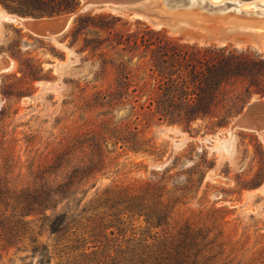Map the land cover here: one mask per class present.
Returning <instances> with one entry per match:
<instances>
[{"label":"rangeland","instance_id":"obj_1","mask_svg":"<svg viewBox=\"0 0 264 264\" xmlns=\"http://www.w3.org/2000/svg\"><path fill=\"white\" fill-rule=\"evenodd\" d=\"M81 1L0 0V170L15 177L34 157L67 148L72 166L103 159L84 202L107 187H137L165 173L176 206L162 231L132 218L112 239L104 232L109 247L94 249L85 243L104 210L60 236L29 217L13 242L2 233L0 264H102L113 249L136 250L185 224L206 238L199 264H264V132L229 133L250 103L264 101V0L88 5L54 38L34 36L6 17L68 15ZM157 33L225 50L221 84H207L190 123L185 103L164 114L157 109L156 47L141 43Z\"/></svg>","mask_w":264,"mask_h":264},{"label":"trees","instance_id":"obj_2","mask_svg":"<svg viewBox=\"0 0 264 264\" xmlns=\"http://www.w3.org/2000/svg\"><path fill=\"white\" fill-rule=\"evenodd\" d=\"M57 12L60 10H51L49 15ZM141 43L147 48L156 47L151 61L160 79L158 111L164 114L173 103H185V114H192L185 122L194 121L202 110L204 88L209 82L217 87L221 84L225 50L180 45L161 33L143 36ZM67 154L64 148L54 149L43 158L41 155L37 159L34 157L26 172L15 177L12 171L3 174L0 170V238L3 233L7 243L16 240L26 231L29 217H37L40 228L51 235H64L74 230L85 215L98 210H104V216L97 219L90 242L85 243L93 244L90 246L93 249L103 244L109 247L119 227L132 218L141 219L146 227L155 230L162 231L169 226L176 200L169 195L165 173L137 187H107L84 202L88 193L84 188L102 170L103 159L72 166L64 160ZM2 160L4 167L11 161L9 156ZM105 216L109 218L108 224L102 222ZM107 230L111 239L104 234ZM149 240L154 243L139 245L136 250L115 251L112 248L102 264H199L197 259L206 248V238L190 224L166 237L155 233ZM95 242L98 245H94Z\"/></svg>","mask_w":264,"mask_h":264},{"label":"bare ground","instance_id":"obj_3","mask_svg":"<svg viewBox=\"0 0 264 264\" xmlns=\"http://www.w3.org/2000/svg\"><path fill=\"white\" fill-rule=\"evenodd\" d=\"M164 1H165L166 6H172L169 0H164ZM189 1L190 0H188V2ZM162 4H163V0H162ZM206 4H208L207 0H202L200 3L197 2V0H191V4L189 7L196 6V5L202 7ZM237 4L239 5V2H237ZM237 4L235 5L237 6ZM108 8H114V7L109 6ZM238 13H242L241 9L238 10ZM246 16H253V15H246ZM6 17L7 19H11L15 21L16 23H19L25 31L29 32L30 34L34 36L44 37V38H52V37L54 38L55 35L60 34L68 27L69 22L72 18V15L63 16L61 18H52V19H30V18L21 19V18L10 16V15H7ZM248 107H250L251 109L249 111L247 110V112H245L244 114H242L241 116H239L237 119H235L232 122L229 128V133L234 129L253 128V126L257 124V121L264 122V101L262 102L253 101L250 105L247 106V108ZM257 132L259 133V131Z\"/></svg>","mask_w":264,"mask_h":264},{"label":"water","instance_id":"obj_4","mask_svg":"<svg viewBox=\"0 0 264 264\" xmlns=\"http://www.w3.org/2000/svg\"><path fill=\"white\" fill-rule=\"evenodd\" d=\"M139 1H141V0H82L81 3L79 4V6L73 12L68 13V15H63V16L72 15V18H73V17H75L77 15V13H79L80 11H82L88 5H103V6L104 5L105 6H108L109 5V6H123V7H125V6L130 5V4L134 3V2H139ZM186 1L187 0H169L170 3L172 2V5L176 4V2H182V4H184V2H186ZM63 16L52 17V18H61ZM52 18H40V19H52ZM63 32H61V33H63ZM57 35H59V34H57ZM57 35H55V36H57ZM262 101L263 100H260V102H262ZM250 109H251L250 107H248V108L246 107V109L244 110V112L242 114H244L245 112H247V110L249 111ZM242 130L253 131V132H257V131H259V132H262L263 131L264 132V122H262V121H259L258 122L257 121V124L254 125L253 128H243Z\"/></svg>","mask_w":264,"mask_h":264}]
</instances>
